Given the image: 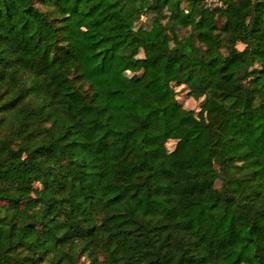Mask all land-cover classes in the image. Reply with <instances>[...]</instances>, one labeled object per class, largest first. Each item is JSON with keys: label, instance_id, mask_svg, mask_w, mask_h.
I'll list each match as a JSON object with an SVG mask.
<instances>
[{"label": "trees", "instance_id": "16d2710c", "mask_svg": "<svg viewBox=\"0 0 264 264\" xmlns=\"http://www.w3.org/2000/svg\"><path fill=\"white\" fill-rule=\"evenodd\" d=\"M82 259L264 264V0H0V264Z\"/></svg>", "mask_w": 264, "mask_h": 264}, {"label": "rangeland", "instance_id": "374dc122", "mask_svg": "<svg viewBox=\"0 0 264 264\" xmlns=\"http://www.w3.org/2000/svg\"><path fill=\"white\" fill-rule=\"evenodd\" d=\"M219 3V0H208V5L213 7ZM140 3V10H141V18L139 22L136 24V28L139 29L140 27H148L149 23L152 21L153 14H149L145 11V8ZM245 48L244 45L239 44L238 49L243 50ZM142 56V53L140 54ZM127 84H131L132 76L130 74H126ZM174 89L176 90V100H177V111L186 110V111H194L197 117L201 120L206 119L205 115V103L203 98L194 97L190 94L186 85L182 83V81L178 78L173 83ZM182 140V133L176 132L173 134L171 141L167 144V150L171 153L176 151L181 144ZM208 165L217 168V163L215 160H210ZM39 186L35 187V191L39 190ZM79 264H89V261H85L84 259L81 260Z\"/></svg>", "mask_w": 264, "mask_h": 264}]
</instances>
